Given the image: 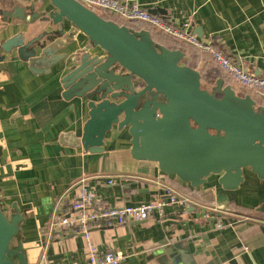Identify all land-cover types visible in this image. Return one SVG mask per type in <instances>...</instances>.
<instances>
[{"label": "crops", "instance_id": "0c3cea01", "mask_svg": "<svg viewBox=\"0 0 264 264\" xmlns=\"http://www.w3.org/2000/svg\"><path fill=\"white\" fill-rule=\"evenodd\" d=\"M134 1L212 42L249 72L264 77V0ZM41 2L50 7L49 0H0V11L34 3L41 11ZM48 25L64 28L60 41L68 42L60 50L67 57L50 72L33 71L16 50L12 57L6 54L0 59V203L9 215L14 205L23 214L13 242L23 241L28 264L87 260L82 231L56 223L59 216L74 212L73 202L84 186L111 206L168 198V186L189 197L185 204H167L162 216L142 221L113 225L92 221L91 238L101 252L112 249L126 254L118 264H264V177L248 166L236 188H225L215 173L192 185L161 170L157 161L135 158L128 128L120 130L118 125L107 132L104 151L84 149L79 139L89 108L77 96H64L62 79L71 58L83 54L89 37L66 18ZM45 28L39 20L30 26L10 24L0 33V43L18 33L30 39ZM97 51L91 49L93 54ZM185 56L201 74L210 71L230 78L209 52L194 49ZM231 80L239 95L255 96L256 92Z\"/></svg>", "mask_w": 264, "mask_h": 264}, {"label": "water", "instance_id": "95a60500", "mask_svg": "<svg viewBox=\"0 0 264 264\" xmlns=\"http://www.w3.org/2000/svg\"><path fill=\"white\" fill-rule=\"evenodd\" d=\"M49 1L50 7L41 2V11L35 3L0 11V33L10 24L39 20L46 26L30 39L18 33L0 43V59L16 50L33 71L50 72L67 57L60 50L68 42L60 41L65 29L49 22L66 18L89 37L62 79L64 96H77L89 108L79 139L84 149L104 151L107 132L118 125L128 128L135 158L157 161L161 170L192 185L215 173L225 188H236L248 166L264 177V93L241 96L223 77L206 88L201 72L183 63L185 52L158 44L149 30L106 19L78 0ZM117 65L127 72H117ZM14 210L9 215L0 203V264H28L23 241L13 242L23 219Z\"/></svg>", "mask_w": 264, "mask_h": 264}, {"label": "built area", "instance_id": "2783aa9c", "mask_svg": "<svg viewBox=\"0 0 264 264\" xmlns=\"http://www.w3.org/2000/svg\"><path fill=\"white\" fill-rule=\"evenodd\" d=\"M87 7L105 13H115L125 22L142 21L163 31L172 37L196 46L201 51L209 52L215 62L235 82L253 90L264 93V77L249 72L243 65L235 62L229 55L214 47L212 42L199 38L186 27H178L163 17L153 14L147 8L134 0H78ZM98 12V11H97ZM168 198L158 197L155 200L144 201L138 204L107 205L101 201L96 191L83 187L80 196L73 202L74 212L64 214L57 218L56 223L60 228L82 231L87 239V260L82 264H118L126 254L117 250L101 252L91 238L92 221L104 220L109 225L125 223L131 219L144 220L152 215L162 216L165 206L169 203L185 204L189 201L187 195L180 194L174 188H166ZM219 219L218 226H222ZM45 264H50L46 261Z\"/></svg>", "mask_w": 264, "mask_h": 264}, {"label": "trees", "instance_id": "16d2710c", "mask_svg": "<svg viewBox=\"0 0 264 264\" xmlns=\"http://www.w3.org/2000/svg\"><path fill=\"white\" fill-rule=\"evenodd\" d=\"M101 15L106 18V19H111L114 21H117L120 24H125L130 26L131 28L135 29V30H141L144 29L146 24L145 22L142 21H136L134 24H129V23H124L121 19H118L117 17L110 15L109 13H101ZM148 30L151 32L152 37L154 38V40L161 45H165L168 48H174L175 46H181L183 50H185V52H190L193 51L194 49H198L197 47L190 45V44H186L179 42V40L177 41L176 38L172 37L171 35L157 30L155 27H153L152 25L148 24L147 27ZM175 45V46H174ZM196 56V55H195ZM215 61V60H214ZM183 63L192 66L193 63L185 56V58L183 59ZM217 64V63H216ZM218 65V64H217ZM219 66V65H218ZM219 68L221 70L222 67L219 66ZM220 74V73H219ZM219 75L216 72H207V73H202V80L204 81V79H208L209 83H215V81L218 79ZM224 79L226 80L227 83H229V81L231 80V78L229 77H224ZM232 81V80H231ZM262 103V102H260Z\"/></svg>", "mask_w": 264, "mask_h": 264}, {"label": "flooded vegetation", "instance_id": "af4514ba", "mask_svg": "<svg viewBox=\"0 0 264 264\" xmlns=\"http://www.w3.org/2000/svg\"><path fill=\"white\" fill-rule=\"evenodd\" d=\"M102 53V55L104 54V52H101ZM117 72H123V73H125V72H127L122 66H120V65H117V70H116ZM146 97H151L150 96V94H149V92L145 95ZM158 99H162L163 100V95H159V97H158ZM260 101V100H259ZM258 104H260V102L258 103Z\"/></svg>", "mask_w": 264, "mask_h": 264}, {"label": "rangeland", "instance_id": "374dc122", "mask_svg": "<svg viewBox=\"0 0 264 264\" xmlns=\"http://www.w3.org/2000/svg\"><path fill=\"white\" fill-rule=\"evenodd\" d=\"M99 13H102L100 10H97ZM135 22V21H134ZM134 22H128L129 24H134ZM203 85H204V87H206V88H209V89H211V87H210V85H209V81H208V79H204V81H203Z\"/></svg>", "mask_w": 264, "mask_h": 264}]
</instances>
